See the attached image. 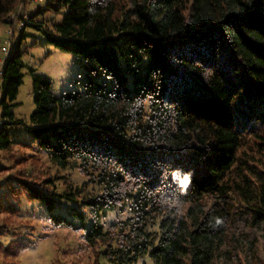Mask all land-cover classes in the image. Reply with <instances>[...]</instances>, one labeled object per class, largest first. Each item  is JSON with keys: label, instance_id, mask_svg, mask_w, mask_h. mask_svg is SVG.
<instances>
[{"label": "trees", "instance_id": "1", "mask_svg": "<svg viewBox=\"0 0 264 264\" xmlns=\"http://www.w3.org/2000/svg\"><path fill=\"white\" fill-rule=\"evenodd\" d=\"M20 2L0 0V26H14ZM27 27L84 68L83 89L60 96L30 70L29 125L12 110ZM16 31L6 55L0 36V151L23 144V125L54 164L76 165L99 192H57L51 179L10 187L39 202L52 226L104 245L103 264H263L264 0H45ZM125 206L130 215L106 227ZM28 244L0 233L4 255Z\"/></svg>", "mask_w": 264, "mask_h": 264}, {"label": "rangeland", "instance_id": "2", "mask_svg": "<svg viewBox=\"0 0 264 264\" xmlns=\"http://www.w3.org/2000/svg\"><path fill=\"white\" fill-rule=\"evenodd\" d=\"M44 2L45 0H21L14 13L15 18L12 16L14 26L17 24L15 26L17 31L20 30V23L24 19L27 20L28 15L35 12ZM55 18V15L49 13L45 17L35 19L53 20ZM14 26L13 24L0 26L2 55L7 54L4 47H11L15 36V32H11ZM26 33L28 36L23 43V48L26 50L23 56L25 63L22 69L23 83L15 100L17 105L12 110L16 118L24 120L25 124L29 125L30 116L35 109L33 74L30 70L33 69L34 73L48 78L51 81L52 93L60 96L65 91L83 89L84 68L82 60L73 53L49 43L44 38L42 30L27 27ZM1 113L0 108V120ZM18 130V140L23 144H14L9 150L0 151V203L15 202L16 207L12 212L0 209V233L5 244L24 239L29 246L16 258L4 255L0 251V264L107 263L108 256L105 254L104 245H98L97 248L92 249L84 241L82 230L52 226L47 219L44 207L39 202L30 201L20 188L10 187L19 186V180L48 186L46 181L51 179L50 186H55L53 189L57 192L69 189L70 186L80 191L78 194L80 197L99 192L98 185L90 183L87 173L82 172L76 165L67 168L57 166L50 160L46 150H40L37 140L25 126L22 125ZM7 195L8 197L5 198L4 196ZM129 215L130 211L125 206L121 210L110 211L103 223L108 227ZM261 242L260 261L264 264V242ZM136 264H155V262L144 257Z\"/></svg>", "mask_w": 264, "mask_h": 264}, {"label": "built area", "instance_id": "3", "mask_svg": "<svg viewBox=\"0 0 264 264\" xmlns=\"http://www.w3.org/2000/svg\"><path fill=\"white\" fill-rule=\"evenodd\" d=\"M12 16H13V18H15V17H14V14H13ZM13 18H12V19H13ZM13 20H14V19H13ZM16 25H17V24H16ZM16 25H15V26H16ZM22 25H23V22L20 23V25H19L20 28H21ZM14 30H15V28L13 27L12 30H11V32H14ZM9 49H10L9 46L4 47V50L6 51V53H8Z\"/></svg>", "mask_w": 264, "mask_h": 264}]
</instances>
